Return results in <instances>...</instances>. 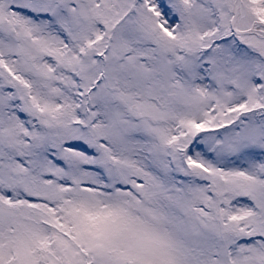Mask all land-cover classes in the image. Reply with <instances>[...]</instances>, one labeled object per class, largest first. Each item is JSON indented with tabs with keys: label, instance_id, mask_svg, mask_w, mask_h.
<instances>
[{
	"label": "snow or ice",
	"instance_id": "6c2138e0",
	"mask_svg": "<svg viewBox=\"0 0 264 264\" xmlns=\"http://www.w3.org/2000/svg\"><path fill=\"white\" fill-rule=\"evenodd\" d=\"M0 264H264V0H0Z\"/></svg>",
	"mask_w": 264,
	"mask_h": 264
}]
</instances>
